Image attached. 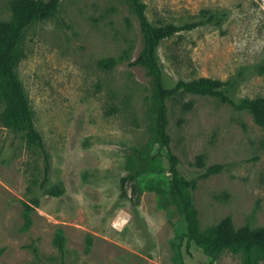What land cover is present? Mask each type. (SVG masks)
I'll return each mask as SVG.
<instances>
[{
    "label": "rangeland",
    "instance_id": "obj_1",
    "mask_svg": "<svg viewBox=\"0 0 264 264\" xmlns=\"http://www.w3.org/2000/svg\"><path fill=\"white\" fill-rule=\"evenodd\" d=\"M7 1L0 0V21L9 17ZM141 1L155 24L189 22L200 11L223 19L220 27H199L160 45L164 86L179 78L237 77L233 99L264 97V74L253 69L264 66V0ZM22 46L15 71L48 167L44 177L41 148L0 125V264H242L240 252L209 256L186 245L182 223L156 207L146 184L166 175L160 160L137 180L136 212L118 197L127 154L153 142L147 78L128 66L140 47L138 27L123 0H60L55 17L25 29ZM108 58L114 66L100 69ZM185 103L190 109H182ZM167 109L177 169L195 182L199 230L226 217L234 228H264V131L246 112L212 98L182 95ZM196 156L204 168L195 167ZM212 165L221 170L204 176ZM42 183L60 185L61 195L43 194ZM31 197L38 206L26 224L22 203Z\"/></svg>",
    "mask_w": 264,
    "mask_h": 264
},
{
    "label": "trees",
    "instance_id": "obj_2",
    "mask_svg": "<svg viewBox=\"0 0 264 264\" xmlns=\"http://www.w3.org/2000/svg\"><path fill=\"white\" fill-rule=\"evenodd\" d=\"M130 14L137 23L140 47L129 67L141 69L147 78L146 108L150 115L153 142L145 148L132 149L126 156L127 172L118 179V197L126 201L132 211L136 212L141 189L138 178L147 173L154 161H161L166 175L150 179L146 188L156 194V207L171 210L182 223L183 238L186 245L192 243L203 253L214 256L223 250L240 252L242 264H257L264 260V228L242 226L234 228L229 218L219 220L205 232L198 228L197 211L194 208L191 190L195 188L193 180H187L179 173L178 159L171 152L170 138L167 133V103L182 95L206 97L228 104L237 111L246 112L252 122L264 131V97H241L233 99L231 94L237 87L238 78L221 81L206 77L179 78L172 86L163 84L162 70L158 59L160 45L179 34L188 33L203 26L220 27L221 16L209 11H200L191 21L182 24L152 23L146 16V5L141 0H123ZM60 0H8L6 8L9 17L0 21V125L16 134L23 135L28 144L43 148L42 138L36 130L32 112L23 87L16 74L18 63L24 58L22 38L25 29L38 21L55 17ZM116 61L112 58L100 60V69H111ZM258 75L264 74V66L253 68ZM191 104H183V110L190 109ZM154 146V148H152ZM43 153V150H42ZM44 156L43 176H47V158ZM195 167L204 168L203 157L196 156ZM221 166L212 165L205 168L204 176L217 174ZM43 194L59 196L60 185L47 187L42 183ZM38 206V199L31 197L22 203L23 221L29 223V215ZM90 240L86 241V250ZM59 253L63 247L56 245ZM177 250L179 246L175 247ZM32 251L36 250L32 247ZM2 249H0V254ZM178 264H183L181 261Z\"/></svg>",
    "mask_w": 264,
    "mask_h": 264
}]
</instances>
